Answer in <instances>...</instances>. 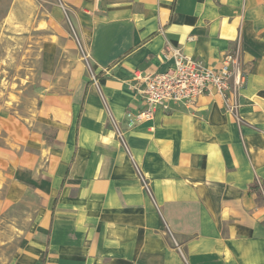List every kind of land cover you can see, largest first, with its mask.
<instances>
[{
	"label": "crops",
	"instance_id": "1",
	"mask_svg": "<svg viewBox=\"0 0 264 264\" xmlns=\"http://www.w3.org/2000/svg\"><path fill=\"white\" fill-rule=\"evenodd\" d=\"M2 26L50 33L27 116L0 104L11 264H264V0H12ZM237 42L233 110L204 96L127 128L135 71Z\"/></svg>",
	"mask_w": 264,
	"mask_h": 264
},
{
	"label": "built area",
	"instance_id": "2",
	"mask_svg": "<svg viewBox=\"0 0 264 264\" xmlns=\"http://www.w3.org/2000/svg\"><path fill=\"white\" fill-rule=\"evenodd\" d=\"M239 52L240 43L237 42L233 52L224 55L216 65H208L179 49H166L161 57L164 61L171 59L172 65L168 69L135 71L130 79L128 87L141 107L135 111L126 110L127 128L152 120L159 109L169 110L172 106L195 109L204 96H215L233 110L234 99L246 76L239 68ZM115 131L122 140L116 126Z\"/></svg>",
	"mask_w": 264,
	"mask_h": 264
},
{
	"label": "rangeland",
	"instance_id": "3",
	"mask_svg": "<svg viewBox=\"0 0 264 264\" xmlns=\"http://www.w3.org/2000/svg\"><path fill=\"white\" fill-rule=\"evenodd\" d=\"M11 1L0 0V104L12 109L14 103L21 116H27L29 101H33L34 89L38 90L39 87L40 58L50 33L30 27L26 31L3 27L2 22ZM4 28H10V31ZM24 246L22 240L0 242V264H11L16 252Z\"/></svg>",
	"mask_w": 264,
	"mask_h": 264
}]
</instances>
